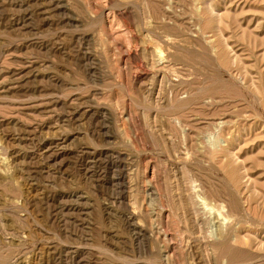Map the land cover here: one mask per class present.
Here are the masks:
<instances>
[{
  "label": "rangeland",
  "instance_id": "1",
  "mask_svg": "<svg viewBox=\"0 0 264 264\" xmlns=\"http://www.w3.org/2000/svg\"><path fill=\"white\" fill-rule=\"evenodd\" d=\"M263 255L264 0H0V264Z\"/></svg>",
  "mask_w": 264,
  "mask_h": 264
},
{
  "label": "bare ground",
  "instance_id": "2",
  "mask_svg": "<svg viewBox=\"0 0 264 264\" xmlns=\"http://www.w3.org/2000/svg\"><path fill=\"white\" fill-rule=\"evenodd\" d=\"M233 62H234V61H233ZM232 210H233V209H232ZM234 210H235V209H234ZM224 240H225V239H224ZM223 242H224V241H223ZM223 242H222V244H223ZM219 245H220V243H219ZM226 246H227V245H226ZM226 246H225V244H224L223 248L226 247ZM228 247H229V246H227V249H228ZM218 248H219V247H218ZM220 248H221V250L223 249L222 247H220ZM230 248H231V246H230ZM223 250H224V249H223ZM231 250H233V249H231ZM235 250H236V249H235ZM237 250H239V249H237ZM227 251H228V250H227ZM228 252H229V254H231L230 251H228ZM228 252H227V254H228ZM231 252H232V251H231ZM236 252H237V251H236ZM238 252H239V251H238ZM223 253H225V255H226V252H225V251H224ZM220 254H222V253H220ZM233 254H235V252H234ZM233 254H231L230 258L232 257ZM236 254H237V253H236ZM223 255H224V254H223ZM225 255H224V256H225ZM238 255H240V257H241L242 254H238ZM238 255H237V256H238ZM263 256H264V255H263ZM263 256H262V257H263ZM220 257H221V256H220ZM225 257H226V256H225ZM235 257H236V256H235ZM235 257H234V258H235ZM234 258H232L231 260H233ZM238 258H239V257H238ZM248 258H249V257H248ZM226 260H227V259H226ZM231 260H230V261H231ZM236 260H237V259H236ZM227 261H229V260H227ZM237 261H238V260H237ZM253 261H254V260H253ZM233 262H234V261H233ZM239 262H240V261H239ZM243 262H244V261H243ZM228 263L231 264L232 262H228ZM235 263H236V262H235Z\"/></svg>",
  "mask_w": 264,
  "mask_h": 264
}]
</instances>
